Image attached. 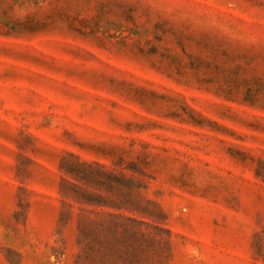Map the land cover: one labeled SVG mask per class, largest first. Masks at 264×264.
Masks as SVG:
<instances>
[{
    "label": "rangeland",
    "instance_id": "374dc122",
    "mask_svg": "<svg viewBox=\"0 0 264 264\" xmlns=\"http://www.w3.org/2000/svg\"><path fill=\"white\" fill-rule=\"evenodd\" d=\"M159 209L145 264H264V0H0V264Z\"/></svg>",
    "mask_w": 264,
    "mask_h": 264
},
{
    "label": "trees",
    "instance_id": "16d2710c",
    "mask_svg": "<svg viewBox=\"0 0 264 264\" xmlns=\"http://www.w3.org/2000/svg\"><path fill=\"white\" fill-rule=\"evenodd\" d=\"M84 165L87 164H82V166ZM75 168L69 167L67 173L78 174ZM76 180L90 181L91 179ZM107 180L112 181L110 189H114V179H93L101 186L106 185ZM75 187L79 188L78 185ZM96 196L95 198L93 195H83V197H72V199L79 204L117 208L114 207V200L103 195ZM119 209L121 208L119 207ZM81 210L86 211L85 209ZM141 214L147 213L142 211ZM157 214L158 216L155 217L148 215L156 218V221L148 222L123 213L106 212V220L100 222L99 228H81L79 243L84 245V252L94 260L95 264H145L149 248L160 245L172 248L171 231L159 223L165 215L160 209ZM164 234L167 237H164ZM154 256L161 257L162 255L154 254Z\"/></svg>",
    "mask_w": 264,
    "mask_h": 264
}]
</instances>
